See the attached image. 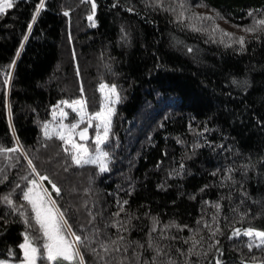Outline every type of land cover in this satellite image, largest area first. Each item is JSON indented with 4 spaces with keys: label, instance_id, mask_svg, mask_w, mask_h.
Instances as JSON below:
<instances>
[{
    "label": "trees",
    "instance_id": "trees-1",
    "mask_svg": "<svg viewBox=\"0 0 264 264\" xmlns=\"http://www.w3.org/2000/svg\"><path fill=\"white\" fill-rule=\"evenodd\" d=\"M182 2L44 0L37 15L40 0H14L0 14V145L22 146L0 154V259L18 260L24 231L38 230L22 198L36 179L31 158L80 232L94 226L89 210L104 229L123 207L122 234L146 242L151 230L177 264H264V245L249 249L254 236L244 232L264 230V0ZM99 84L120 94L104 172L75 164L63 141L43 134L62 101L84 98L96 111ZM9 193L33 227L4 202ZM152 255L145 244L144 258Z\"/></svg>",
    "mask_w": 264,
    "mask_h": 264
},
{
    "label": "snow or ice",
    "instance_id": "snow-or-ice-1",
    "mask_svg": "<svg viewBox=\"0 0 264 264\" xmlns=\"http://www.w3.org/2000/svg\"><path fill=\"white\" fill-rule=\"evenodd\" d=\"M155 3L161 8H164L163 0H155ZM14 0H0V14H4L8 9L13 7ZM95 0H93V8H95ZM45 7L44 0H40L39 6L36 8V14H39L41 8ZM181 7L183 8V2L181 0ZM132 9H129L131 11ZM169 11H174L173 8L169 7ZM180 15L177 16L179 20ZM33 21L36 19L34 15L32 17ZM89 19H92L90 16ZM259 24L264 25V19L258 21ZM195 27V25H193ZM29 30H31V25H29ZM246 31L255 32L254 27L246 28ZM227 35L231 36V33ZM27 39V37H25ZM239 43L243 45L245 43V38L243 36L239 37ZM23 47V45H21ZM247 81H245V84ZM83 91V87H81ZM100 91L104 94V105L100 111L89 113L86 110V101L81 98L78 100L63 101L64 104H69L70 107L75 109L79 113L80 118L71 125L60 123L58 127L50 130L48 123L45 122L43 128V134L46 138H52L53 136L58 137L64 144V151L71 153V159L77 165L92 164L98 165L99 170L104 172L108 169V160L110 159L109 152L105 150L102 145L109 138V132L111 128V118L115 111L112 106L113 99L119 101L120 94L117 90V86L112 84L110 86L101 84ZM53 116L57 115L55 108L52 113ZM60 116H67V113L62 111L59 113ZM93 119L98 120L99 123L96 125L95 134V151L90 152L88 145L86 143H79L74 139L78 134L81 141H87L89 136V127L93 123ZM87 120L88 126L79 129L77 132V126L83 121ZM103 129L101 132L100 129ZM71 147H68V146ZM17 149H22V146L17 144L16 148L6 147L0 145V154L2 153H12ZM25 157L28 156L27 152H24ZM11 159V156H9ZM28 164L31 166V171L39 177L40 181L47 180L48 176L41 175L37 171L36 165L33 163L31 158H28ZM248 165L245 166L247 170ZM233 169L228 168L229 176L226 179H232L231 173ZM3 170H0L2 174ZM5 179L7 177H4ZM22 179H28V177H23ZM27 186L22 191V198L24 201L30 205V210L32 215V220H34L35 225H38L39 233L42 236H37L29 233L27 230L24 231L23 235L25 237L23 243L19 247L23 250L24 259L19 262V264H38V260L41 264H44V259L52 264H59L60 261H68L71 264H177L174 259V254L171 253L170 246L162 245L160 241L154 240L151 237V230L149 231V239L146 242H141L138 240H131L128 236L122 233L129 232L130 229L124 227V224L119 219L120 212L125 211L123 207H119V210L112 215L117 217V219L109 220L105 222L104 229L95 226L94 222L96 220V215L89 210V224L94 226L88 229L85 225L80 227L84 229L80 232L73 228L72 223H70V217L66 214L67 210L62 209L56 200L52 198L49 190L41 184L37 179H28ZM52 188L56 190L57 193L61 189L52 182ZM247 195V192H245ZM4 202L11 206L13 211H18L24 218V223L29 227H33L30 223L29 213L23 211L24 205H17L16 201L12 199V194H6L4 196ZM128 201H124L127 204ZM219 208L220 205L217 204ZM102 215V213H100ZM243 215V214H242ZM128 222L130 223L131 217H128ZM159 221L156 217H153V229L156 228ZM112 224L115 225L117 231L115 233H108L107 228ZM167 228L168 225H165ZM186 227V226H185ZM241 229L237 228L232 232V235H239ZM244 232L253 237H260V244L264 245V230H258L253 227H248L244 229ZM86 233V234H85ZM163 236V233H161ZM42 239L43 244L36 243ZM199 243V241H197ZM219 243V241H217ZM145 244L153 252L150 259L144 258ZM249 249L253 247V243H248ZM167 248V251L165 250ZM86 252L91 253L92 259L88 261L86 259ZM193 248L187 249V253L191 254ZM199 255V253H197ZM164 257V260H161ZM0 264H10L7 260H0ZM184 264H192L191 261L185 256ZM217 264H220V260L217 259ZM245 264H248L245 261Z\"/></svg>",
    "mask_w": 264,
    "mask_h": 264
},
{
    "label": "rangeland",
    "instance_id": "rangeland-1",
    "mask_svg": "<svg viewBox=\"0 0 264 264\" xmlns=\"http://www.w3.org/2000/svg\"><path fill=\"white\" fill-rule=\"evenodd\" d=\"M226 26V27H225ZM221 27H223V28H225V30L226 29H228V30H230V31H232V27H230V26H228V25H226L225 23L223 24L222 22H221ZM107 72V71H106ZM111 72V71H110ZM108 73V72H107ZM109 75H112V74H110V73H108ZM100 85L101 84H99V88H98V90H99V93H101V96H102V100H101V103L97 106V110L96 111H90L89 110V108H88V104H87V102H86V110L89 112V113H94V112H97V111H100L101 110V108L103 107V105H104V99H105V97H104V94L100 91ZM84 99V98H83ZM75 100H78V99H75ZM85 100V99H84ZM63 102V101H62ZM62 102H60L56 107H55V111L57 112V115L56 116H53L52 115V113H53V111L51 112V119L47 122L48 123V127H49V129L50 130H52V129H54L55 127H58V125L62 122V123H64V124H68V125H71L72 123H75L79 118H80V116H79V113L78 112H76L75 111V109H73L72 107H70V105L69 104H64V103H62ZM69 102H71V101H69ZM116 102L117 101H115L114 99H113V101H112V106L114 107V109H115V105H116ZM93 106H96L97 104H92ZM61 110L62 111H64V112H66L67 113V116H64V117H62V116H60L59 115V113L61 112ZM99 123V121L98 120H95V119H93V123H92V125L89 127V136H88V140L87 141H81L80 140V138H79V135L77 134L75 137H74V139H76V141L77 142H79V143H86L87 145H88V148H89V150L91 149H94L95 148V134H96V131H97V129H96V125ZM86 126H88V123H87V120H85V121H83L81 124H79L78 126H77V132L79 131V129H81V128H83V127H86ZM100 131L102 132L103 131V129L101 128L100 129ZM93 142V144L91 145V147H89V142ZM70 146V145H69ZM71 147V146H70ZM91 152V151H90ZM75 163V162H74ZM36 179L41 183V184H43L44 186H45V184L43 183V181H40L39 180V177H37L36 176ZM73 183H71V185H72ZM28 186H30V185H28ZM46 187V186H45ZM47 188V187H46ZM48 189V188H47ZM49 190V189H48ZM49 192H50V194H51V191L49 190ZM76 192V191H75ZM52 196V195H51ZM52 198H53V196H52ZM36 229H38V225H36ZM33 235H38V236H42V233H39V231L37 230V232H35V231H33ZM253 239L251 240L252 241V243H253V245L254 246H259L260 245V237H255V234H253ZM25 239V238H24ZM24 239H23V241H24ZM41 240V245L43 244V240L42 239H40ZM23 243V242H22ZM36 243H38V242H36ZM20 257H19V259L18 260H13V259H8V258H3V259H0V260H7V261H9L10 262V264H19V262L21 261V260H23L24 259V256H23V250L20 248ZM38 264H40L39 262H38ZM44 264H52V262H48L47 260H46V258L44 259Z\"/></svg>",
    "mask_w": 264,
    "mask_h": 264
}]
</instances>
